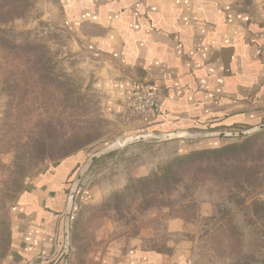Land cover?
Wrapping results in <instances>:
<instances>
[{"label":"rangeland","instance_id":"374dc122","mask_svg":"<svg viewBox=\"0 0 264 264\" xmlns=\"http://www.w3.org/2000/svg\"><path fill=\"white\" fill-rule=\"evenodd\" d=\"M63 1L0 0L2 235L7 209L33 175L81 148L90 156L117 143L82 179L104 195L98 211L111 238L151 246L172 238L164 223L179 216L193 226L186 235L193 264H246L241 239L248 264H264V128L225 137L212 148L236 144L180 164V156L204 148L131 141L110 113L103 63L67 26Z\"/></svg>","mask_w":264,"mask_h":264},{"label":"crops","instance_id":"0c3cea01","mask_svg":"<svg viewBox=\"0 0 264 264\" xmlns=\"http://www.w3.org/2000/svg\"><path fill=\"white\" fill-rule=\"evenodd\" d=\"M67 26L105 69L110 113L128 137L150 135L186 151L212 148L215 133L264 124V0H64ZM155 85L161 109L148 124L129 114L133 85ZM81 148L33 175L0 224V264H65L64 210ZM104 195L82 182L70 225L69 264H193V226L168 218L172 238L129 246L110 237Z\"/></svg>","mask_w":264,"mask_h":264},{"label":"water","instance_id":"95a60500","mask_svg":"<svg viewBox=\"0 0 264 264\" xmlns=\"http://www.w3.org/2000/svg\"><path fill=\"white\" fill-rule=\"evenodd\" d=\"M264 128V124L262 125H258L256 127H252L249 129H244V130H232V131H223V132H218L215 133L218 136H243L246 135L252 131L258 130V129H262ZM150 135H138L137 137L134 138H130L131 141H135V140H143V138L149 137ZM174 137H185V134L183 135H179L177 133H170L167 135H164L162 140H169L172 139ZM117 143H113L111 145H108L104 148H102L101 150L93 153L92 155H90L87 160L84 162V164L81 166L80 171L78 172L77 176L75 177L74 181L71 184L70 190H69V194H68V198H67V203H66V207L64 210V223H65V245L63 248V252L61 254L62 256H65L66 261L65 264H69L68 261V255H69V247H70V225H71V217H72V213H73V209H74V202H75V197L78 191V188L82 182V179L85 175V173L88 171L89 167L99 158H101L102 156L108 154L109 152H111L113 149L117 148Z\"/></svg>","mask_w":264,"mask_h":264},{"label":"built area","instance_id":"2783aa9c","mask_svg":"<svg viewBox=\"0 0 264 264\" xmlns=\"http://www.w3.org/2000/svg\"><path fill=\"white\" fill-rule=\"evenodd\" d=\"M162 106L159 89L152 84L135 83L132 89L129 114L140 124H148Z\"/></svg>","mask_w":264,"mask_h":264},{"label":"trees","instance_id":"16d2710c","mask_svg":"<svg viewBox=\"0 0 264 264\" xmlns=\"http://www.w3.org/2000/svg\"><path fill=\"white\" fill-rule=\"evenodd\" d=\"M241 139V138H240ZM236 143H232V144H229V145H225V146H221V147H218V148H210V149H204V150H197V151H194V152H191L189 154H185V155H182L180 156L177 161H179V164L180 163H185L187 161H189L190 159H192L193 157H196V156H200V155H206V154H211V153H216V152H222V151H225L226 149L228 148H231L235 145ZM235 229H238V228H235ZM258 230V228H256ZM239 230V229H238ZM259 232V230H258ZM260 232L262 233L263 235V230L260 229ZM239 234V232L237 231L236 232V235ZM244 236V233L240 231V237ZM260 246V248L262 247V245H258ZM238 248H240V254L244 255V257H246V264H248L250 261L247 259L248 256L247 254L243 253V250L245 248V244L243 242V239H241L239 241V244H238ZM256 253V252H255ZM255 253H253L252 257L254 258L255 257Z\"/></svg>","mask_w":264,"mask_h":264}]
</instances>
